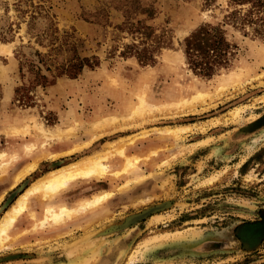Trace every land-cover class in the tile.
Returning a JSON list of instances; mask_svg holds the SVG:
<instances>
[{
  "label": "rangeland",
  "instance_id": "rangeland-1",
  "mask_svg": "<svg viewBox=\"0 0 264 264\" xmlns=\"http://www.w3.org/2000/svg\"><path fill=\"white\" fill-rule=\"evenodd\" d=\"M134 1L0 0V152L6 153L0 158V190L18 169L37 164L8 193L0 218L35 180L56 166L99 153L110 142H116L113 150L117 149L130 136L149 132L126 148L127 155L140 157L136 170L108 174L100 182L80 179L61 193L62 199L75 203L79 196L112 189L116 194L108 203L61 228L42 229L33 227L30 213L42 218L46 201L31 197L27 210L1 236L0 245L6 246H0V264L82 260L88 264H264V243L256 251L245 249L235 236L239 225L258 219L264 210V122L260 123L264 120V38L231 28L228 35L238 45L232 66L211 78L199 76L187 67L179 42L201 24L220 21L230 9V0H214L210 6L205 0H139L156 8L147 23L158 33L165 31L171 42L156 55L154 64L142 65L134 56H122L132 38L116 28L124 19L123 8ZM95 15L108 16V23ZM70 34L79 55L97 56L100 64L85 67L76 78L57 76L50 84L72 56ZM234 71L238 75L224 82ZM38 73L48 81H37ZM22 87L25 90L18 95ZM198 91L209 95L208 102L191 100ZM21 94L27 96L22 99ZM140 98L154 105L142 124L106 134L58 159L46 151L53 139H45L38 125L74 128L66 139H72V145L84 144L92 139L91 124L112 115H129ZM28 125L29 131L21 132ZM177 126L193 127L180 138L158 131ZM166 160L170 163L163 165ZM109 164L113 172L121 169L124 160L116 157ZM136 177L144 179L119 189ZM165 201H171V206L128 229L82 241L129 214ZM167 233L172 236L143 243ZM210 243L218 248L206 247Z\"/></svg>",
  "mask_w": 264,
  "mask_h": 264
},
{
  "label": "bare ground",
  "instance_id": "bare-ground-1",
  "mask_svg": "<svg viewBox=\"0 0 264 264\" xmlns=\"http://www.w3.org/2000/svg\"><path fill=\"white\" fill-rule=\"evenodd\" d=\"M237 75H238V73H235V71L231 72L230 74L227 75L228 78L224 79V82L232 80V78L237 76ZM222 86H225V84L222 83ZM208 98H209L208 94H205L204 92L198 91L191 97V100L192 101L193 100H205L206 102H208ZM152 106H154V105L149 104L144 99L140 98V102L138 103V106L135 107L132 110V112L130 111L129 115H125L122 117L112 115L110 117H106L107 119H104L101 122H95V123L91 124L89 129H88L89 132L91 134H93L91 141L86 142L80 146H76L68 152L79 151L83 147H84L83 149H85L86 147H88V145L93 140L98 139V138H100L106 134L108 135L109 133L117 132V130H123L124 131V130H127V128H129V127L142 124L143 122H145L146 116L147 115L149 116V113L153 112ZM238 112H239V110H235L234 114L237 115ZM115 120L118 121V124H116L114 126L111 125L112 121H115ZM192 127L193 126H179V127L177 126L174 128L168 127L167 129H164V130L158 129V131L161 133L164 132L168 135H173V136H175V138H180L182 136L183 132H187V131L191 130ZM29 128H30V126L28 125L25 128L21 129V132L22 131L28 132ZM100 128H103V130H101ZM37 129H38L39 133L47 140H52V139L53 140H57V139L59 140V139L67 138V137L74 134V128H67L66 129V128H60L58 126L54 127V128H47L44 125L40 124L37 126ZM148 134H149L148 131H143L139 135L130 136L131 138L129 137V139L127 140L128 142H126L123 146H121L117 149H114V150H113V148L117 145V143L116 142H110L108 144L107 148L104 149L103 151H101L99 153L92 154V155H87L85 157H82L81 159H78L77 161L65 163L62 166L58 165L55 167V169L48 171L44 176L35 180V182H33L31 184V186H29L25 190V192H23L22 194L19 195L15 204L9 210L4 212L3 216L0 218V240H1V236H3L5 233H7L8 228H10L15 223V221L18 219L19 215L23 214L27 210L30 198L33 196H40L42 201H44V202L46 201V203H44V207H43L44 209H43L42 218L38 219L34 213H30V216L35 221V224H33V227L34 228H42V229L43 228L53 229L55 227L61 228L65 224H68V223L72 222L73 220H76L77 218L81 217L85 212H87L91 209H96L101 204L108 203L111 199H113V197L116 194V192L112 189H105V190L97 191V192L93 193L91 196H84V197L79 196L78 198H76L73 201L75 203H70L66 199V197H63V199H62L61 193L64 192L72 183H74L80 179L86 180V181L98 180V182H100L99 180L103 179L108 174L120 176L124 173H130V172H133L134 170H136L139 167L140 157L136 156V155L135 156L127 155L126 154V148L128 145H131L136 140V138L145 137ZM27 148L29 150H32L33 145H27ZM188 148H189V146H188ZM183 151H184V149H183ZM5 155H6L5 152H0V158H2ZM52 156L56 157V156H58V154H53ZM116 157L122 158L124 160V164L122 165L121 169L110 172L111 165L109 164V162L111 159H116ZM167 162H169V160L164 161L162 164L163 165L165 163L167 164ZM6 163L9 164L11 162L7 161ZM36 166H37L36 163H31L29 166H27L22 171H20L18 174H16V176L14 178L15 184L19 183L20 180H22L28 173H30V171L32 172V170H34L36 168ZM142 179H144V177H142V178L136 177V178H132V179H127V181L125 183H123L122 185L119 186V189L126 188L132 182H135V181L138 182ZM210 181H212V179H210ZM54 197L59 198L58 199L59 201L56 203L50 202V200ZM138 205H139V203H138ZM124 207H125V205H124ZM110 210L108 212H112ZM147 213H148V210H146L145 213H143L142 215H145ZM139 216H141V215L129 217L127 219V223L129 224L131 222L133 223V222L137 221V219H139ZM170 236H172V235L168 234V233L153 236V237L147 238L143 243H144V245H147L148 243H153L155 241H161L165 238H170ZM173 236H175V234H173ZM84 240H85V238L83 237L82 241H84ZM0 246L2 248H5L6 245H0ZM134 257H135V255L133 253L130 256L129 261H132ZM129 261H128V263H129ZM70 264H88V262L86 260H82L81 262H74V263H70Z\"/></svg>",
  "mask_w": 264,
  "mask_h": 264
},
{
  "label": "trees",
  "instance_id": "trees-1",
  "mask_svg": "<svg viewBox=\"0 0 264 264\" xmlns=\"http://www.w3.org/2000/svg\"><path fill=\"white\" fill-rule=\"evenodd\" d=\"M213 1L205 0V4L210 6ZM229 5L230 9L220 21L201 24L179 42L187 67L194 74L211 78L221 70L232 66L238 45L228 35L231 28L264 38V0H230ZM155 9L150 3L145 4L135 0L132 5L123 8L124 19L116 25L120 32H125L132 38V42L126 44L121 52L122 56H134L142 65L154 64L156 55L162 48L171 45L168 37L165 38L167 35L165 31L158 33L155 27L147 23V20L155 16ZM140 15H146L145 19L138 18ZM95 17L103 19L104 25L108 23V16L95 15ZM70 36L73 41L68 43L73 44L70 49L73 52L72 56L69 57L67 64L53 75L50 84L54 83L57 76L67 75L70 78H76L85 67L94 69L100 64L97 56L81 57L76 49L77 41L73 38V34ZM40 60L43 61L42 58ZM36 80L45 83L48 78L45 75L39 76L38 73ZM22 89L23 87L16 93L19 95ZM26 96L27 94H21L22 99Z\"/></svg>",
  "mask_w": 264,
  "mask_h": 264
},
{
  "label": "flooded vegetation",
  "instance_id": "flooded-vegetation-1",
  "mask_svg": "<svg viewBox=\"0 0 264 264\" xmlns=\"http://www.w3.org/2000/svg\"><path fill=\"white\" fill-rule=\"evenodd\" d=\"M263 122L264 120L260 121V123ZM260 214L261 215L259 216L258 219L244 222L241 225H239V227L236 229L235 236L242 248L250 249V250L253 249L256 251L257 246H261L264 243V210ZM206 247L215 249L218 248V245L217 244L213 245L212 243H210L207 244Z\"/></svg>",
  "mask_w": 264,
  "mask_h": 264
},
{
  "label": "water",
  "instance_id": "water-1",
  "mask_svg": "<svg viewBox=\"0 0 264 264\" xmlns=\"http://www.w3.org/2000/svg\"><path fill=\"white\" fill-rule=\"evenodd\" d=\"M254 126H255V123L252 124L250 126V128H253ZM171 204H172L171 201H165L163 203H160V204H157L154 206H150V208H148V209H144L142 211L129 214V215L125 216L121 222L109 224V225L103 227L102 229L90 234L89 236L86 237L87 239L85 238L86 240H84V242H89V241L98 240L100 238H105L109 235H112V234L118 233L122 230L128 229L134 223L138 222L139 220H141L143 218H146L150 213L157 212L159 210H163L165 208H168L171 206ZM146 210H148V213L145 215H142L143 213H145ZM133 215L134 216L141 215V216H139V219H137V221H135L131 224L125 225L127 223V219Z\"/></svg>",
  "mask_w": 264,
  "mask_h": 264
},
{
  "label": "crops",
  "instance_id": "crops-1",
  "mask_svg": "<svg viewBox=\"0 0 264 264\" xmlns=\"http://www.w3.org/2000/svg\"><path fill=\"white\" fill-rule=\"evenodd\" d=\"M73 141L72 139H66V138H63L62 140H52V143H49L48 147H47V150L49 153L51 154H58V156H56V159L58 158H61V157H64V156H67L69 154H64L65 152H67L68 150H71L72 148H74L75 146H79V145H82L83 143L79 142V143H76V144H73ZM73 154V153H72ZM25 167V166H24ZM22 167V168H24ZM21 168V169H22ZM21 169H18V171H16V173H14L12 176H10V178H6L4 180V189H1L0 190V206L1 204L5 201L6 199V196L8 195V193L15 187L18 185L15 184V181H14V177L15 175L21 170ZM0 183H3V181L0 180ZM93 194V193H92ZM92 194L90 195H84V196H91ZM12 196H14V194H11ZM10 195V196H11ZM82 196V197H84ZM10 198V197H9ZM15 204V203H14ZM13 204V205H14ZM12 205V206H13ZM11 208V207H10ZM7 211V210H6ZM5 211V212H6ZM74 221V220H73Z\"/></svg>",
  "mask_w": 264,
  "mask_h": 264
}]
</instances>
